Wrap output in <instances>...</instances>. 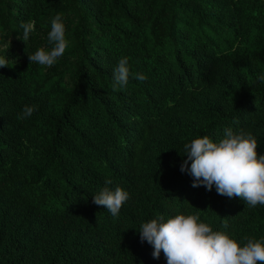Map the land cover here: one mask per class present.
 Masks as SVG:
<instances>
[{"label":"trees","instance_id":"trees-1","mask_svg":"<svg viewBox=\"0 0 264 264\" xmlns=\"http://www.w3.org/2000/svg\"><path fill=\"white\" fill-rule=\"evenodd\" d=\"M57 14L68 48L30 63ZM0 56V264H167L138 231L161 215L264 239V205L180 170L185 144L228 128L264 154V0H0ZM122 57L147 79L114 91ZM105 186L129 193L116 217L93 203Z\"/></svg>","mask_w":264,"mask_h":264},{"label":"clouds","instance_id":"clouds-1","mask_svg":"<svg viewBox=\"0 0 264 264\" xmlns=\"http://www.w3.org/2000/svg\"><path fill=\"white\" fill-rule=\"evenodd\" d=\"M21 27L23 36L19 38L27 42L35 31V22L22 23ZM65 31L62 16L57 14L47 37L50 50L41 47L29 54L30 63L53 66L69 46ZM5 66H10L9 61L0 56V67ZM113 73L114 91L126 86L130 75L138 81L147 79L145 74L131 71L128 57L119 59ZM258 79L264 82V73ZM36 107L26 105L23 117L31 116ZM184 148L187 160L180 170H188L194 177L193 187L204 186L211 191L215 185L218 194L242 198L249 207L264 205V154H258L257 139L250 131L234 132L228 128L218 142L204 135ZM189 160L192 161L190 169ZM105 184H111V180ZM128 199L129 193L122 187L111 190L105 186L93 196V203L116 217ZM223 227L227 229L226 221ZM138 231L141 242L147 241L153 246V258L158 259L163 251L167 264H264V239H249L241 246L226 231H213L210 224L201 222L199 214H177L166 220L161 215L141 224Z\"/></svg>","mask_w":264,"mask_h":264}]
</instances>
